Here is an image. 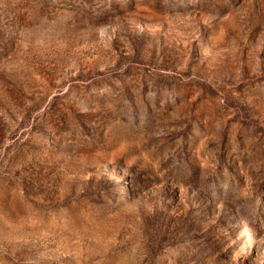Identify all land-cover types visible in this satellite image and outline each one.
<instances>
[{
  "label": "rangeland",
  "instance_id": "obj_1",
  "mask_svg": "<svg viewBox=\"0 0 264 264\" xmlns=\"http://www.w3.org/2000/svg\"><path fill=\"white\" fill-rule=\"evenodd\" d=\"M0 264H264V0H0Z\"/></svg>",
  "mask_w": 264,
  "mask_h": 264
}]
</instances>
